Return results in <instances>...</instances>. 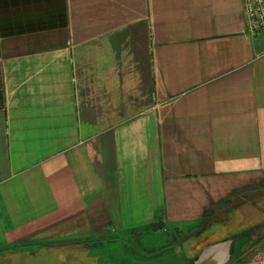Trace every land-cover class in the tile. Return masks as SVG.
<instances>
[{"label": "crops", "instance_id": "crops-1", "mask_svg": "<svg viewBox=\"0 0 264 264\" xmlns=\"http://www.w3.org/2000/svg\"><path fill=\"white\" fill-rule=\"evenodd\" d=\"M258 179L264 32L243 0H0V247L119 237L258 264L264 209L238 194Z\"/></svg>", "mask_w": 264, "mask_h": 264}, {"label": "rangeland", "instance_id": "rangeland-1", "mask_svg": "<svg viewBox=\"0 0 264 264\" xmlns=\"http://www.w3.org/2000/svg\"><path fill=\"white\" fill-rule=\"evenodd\" d=\"M261 180V179H260ZM258 179L257 185H251L244 189L243 191H240L239 196H245V199H247L250 204L255 205L254 203H258L259 206H261L262 209H264V181L260 182ZM257 186V187H256ZM255 187V188H254ZM252 188V189H251ZM243 192V193H242ZM242 202V200H241ZM254 202V203H253ZM244 203V201H243ZM240 204V203H239ZM249 204V205H250ZM244 210L245 214H248V216H253L257 213V210ZM253 211V212H252ZM228 215V214H227ZM223 217V216H222ZM226 219H218L214 222H227ZM208 224H211V221H209ZM216 224V223H215ZM220 226V224H218ZM261 227L258 229V233L255 232V234H259L260 231L264 228V224L260 225ZM171 231V230H170ZM254 232V231H253ZM247 234H250V232H247ZM252 235V234H251ZM170 236V237H168ZM162 235L159 240L161 242H169V240H172V242H177L181 244L182 239L184 237L183 234L175 233L172 235L171 233ZM44 237V236H42ZM53 238V237H52ZM117 237L116 240L109 242V239L105 240H89L84 243L83 240L70 238L73 240H53L50 239L48 241H42V240H36L33 245H24L19 244L15 246H8V247H0V264H156L158 262H161V264H165V261H168L169 264H176V258L175 253L172 251H166L154 254L155 252L152 251V253H143L140 251L138 246H140L138 241V246H134L132 249V252H130L129 249H125V246H123V242L121 241V238ZM170 238V239H169ZM250 238L249 235L246 236V233H242L240 237L237 236L236 238V249L241 244L247 243L248 239ZM48 239V238H44ZM198 240H204L203 237H199ZM240 240V241H239ZM87 242H90L91 245H87ZM167 242L165 244H167ZM196 243V242H195ZM161 247V244L156 245V247H161L162 249L165 247H168L171 245V243H168L167 246ZM142 245V243H141ZM143 247H146V243H143ZM108 249V248H116V259L110 260L109 258L106 259V254L102 252V249ZM186 248V249H185ZM180 254L183 261H186V264L190 263V260H185L184 252L187 250V247H184L183 245L180 246ZM140 251V252H139ZM118 253V254H117ZM125 255L124 257H127L126 259L119 257V254ZM234 254V252H233ZM264 254V252L262 253ZM262 256V255H261ZM148 257V258H145ZM123 259V260H122ZM173 261V262H171ZM233 261V259H232ZM175 262V263H174ZM233 262H230L231 264Z\"/></svg>", "mask_w": 264, "mask_h": 264}, {"label": "built area", "instance_id": "built-area-1", "mask_svg": "<svg viewBox=\"0 0 264 264\" xmlns=\"http://www.w3.org/2000/svg\"><path fill=\"white\" fill-rule=\"evenodd\" d=\"M244 12L248 24V30L264 32V0H243ZM258 264H264V255L258 259Z\"/></svg>", "mask_w": 264, "mask_h": 264}, {"label": "water", "instance_id": "water-1", "mask_svg": "<svg viewBox=\"0 0 264 264\" xmlns=\"http://www.w3.org/2000/svg\"><path fill=\"white\" fill-rule=\"evenodd\" d=\"M220 245H211L202 250L198 256L194 259L193 264H224L226 259V253L223 251L222 255L216 250ZM219 257V258H218Z\"/></svg>", "mask_w": 264, "mask_h": 264}, {"label": "trees", "instance_id": "trees-1", "mask_svg": "<svg viewBox=\"0 0 264 264\" xmlns=\"http://www.w3.org/2000/svg\"><path fill=\"white\" fill-rule=\"evenodd\" d=\"M241 200H243V199H241ZM243 201H247V199L246 200H243ZM254 203V202H253ZM256 206H259L258 205V203H254ZM238 206V205H237ZM211 240H213V239H211ZM199 251H200V249H198V253H199Z\"/></svg>", "mask_w": 264, "mask_h": 264}]
</instances>
